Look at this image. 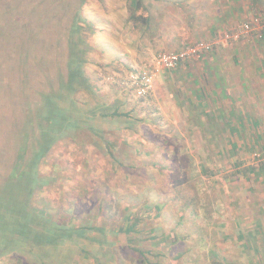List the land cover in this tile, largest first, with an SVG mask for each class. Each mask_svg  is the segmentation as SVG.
I'll list each match as a JSON object with an SVG mask.
<instances>
[{
	"label": "rangeland",
	"instance_id": "obj_1",
	"mask_svg": "<svg viewBox=\"0 0 264 264\" xmlns=\"http://www.w3.org/2000/svg\"><path fill=\"white\" fill-rule=\"evenodd\" d=\"M136 1L0 0V18L44 35L0 37V264H264V140L176 106L178 68L155 58L187 44L179 5L142 0L141 26ZM69 68L86 79L77 93ZM60 115L69 132L55 139Z\"/></svg>",
	"mask_w": 264,
	"mask_h": 264
},
{
	"label": "crops",
	"instance_id": "obj_2",
	"mask_svg": "<svg viewBox=\"0 0 264 264\" xmlns=\"http://www.w3.org/2000/svg\"><path fill=\"white\" fill-rule=\"evenodd\" d=\"M169 2L179 5L177 23L190 36L187 44L212 39L244 20L264 19V0ZM177 73L180 77L168 82L177 85L178 108L185 100L197 116L208 117L213 124L222 117L228 124L224 130L250 134L253 144L260 146L264 140V39L251 37L225 45ZM241 140L249 139L241 136Z\"/></svg>",
	"mask_w": 264,
	"mask_h": 264
},
{
	"label": "trees",
	"instance_id": "obj_3",
	"mask_svg": "<svg viewBox=\"0 0 264 264\" xmlns=\"http://www.w3.org/2000/svg\"><path fill=\"white\" fill-rule=\"evenodd\" d=\"M26 1L30 2V0H26ZM25 4H27V3L25 2ZM81 8H83V6ZM48 17H50V16L47 13H45V16H44L43 21H42V25L49 23L48 22L49 21ZM129 19L134 24L140 23L141 26L149 24V21H150L149 13H148V10H147L145 4L142 2V0L141 1L137 0L136 2H134V4H132V6L130 8ZM1 29H2V31H1ZM6 29H8L9 31H6ZM16 29L18 30V33H19V30H21V29L24 30L23 35L19 33L18 41H16L17 37H16V35L14 34V31H13V30H16ZM80 29L81 28L79 27V30ZM26 30H27V32H26ZM34 31H36V30L33 29V24L30 23L28 17H21L19 15V16H15V17L11 16L8 20H5V18H3V19L0 18V37L2 35V39H3V34H2V32H3L4 34L10 36L11 38H14L13 42H15V44H22V45L26 44V43L30 44V43H33V41H35L37 37L39 38L41 36L42 37L44 36V35L36 36L34 34ZM62 31H64V29ZM25 32H26L27 35L25 34ZM258 40H262V39H258ZM204 41H206V40H204ZM71 44H72V46H74L73 43H71ZM188 45H191V44H186L183 47L188 46ZM29 46H27V48ZM220 48H218V49H220ZM181 49H179V50H181ZM218 49H215V50H218ZM179 50L177 49L176 51H173V52H177ZM204 58L205 57L203 56V58L201 60H199V61H190V62L189 61H187V62L184 61L177 68L179 69L181 67H189L191 64H198ZM69 67H70V65H69ZM177 68H175V69H177ZM79 79H80V81L78 83V86L85 85L86 79L83 78V71L82 72L79 71V68H73V69L69 68V77H68V82H67V86L69 87V89L74 88L73 87L74 86L73 85L74 81L78 82ZM72 90H74V89H72ZM73 93H77V91L74 90ZM73 102H75V101H73ZM186 102L187 101L184 100L183 104L186 103ZM75 103H77V102H75ZM189 111L192 112L191 109H189ZM60 118L61 119H59L58 121L54 120V123H53L54 129H55V135H54L55 139L59 138V136L65 135V134H67V132H69V128L67 127L68 125H66L67 124L66 121H68V118H66V116L64 117V116H61V115H60ZM205 121H207V119ZM208 121L211 122L210 119H208ZM217 133H219V138H218V143L219 144L223 143L221 145H223L226 148L230 147L231 150L233 148L234 149L238 148V146L236 144L230 143V141L227 139L228 136L225 135V134H227L226 132L224 133L223 131L219 130V132H217ZM228 133H229V135H234L235 132L229 131ZM237 133H238V135L235 138H238V137L241 138V133L240 132H237ZM215 135L216 134H215V131H214L213 133H211L210 137H215ZM212 144L216 145L214 143H212ZM210 146H211V144H210ZM214 147H216V146H214ZM217 147H221V146H217ZM49 149L50 148L48 146H45V145L41 146L40 149H38L37 152H35V154L33 155L32 159H39V157H42L44 155L46 156V154L49 152ZM218 149H219V151H217L216 154L219 153V155L222 154V155L225 156L224 151H227V150H223L222 148H218ZM256 168H258V170L256 169L258 171V173H261L262 175L264 174V172H263L264 171V163L263 164H259ZM260 181H262V179ZM34 208L35 209H34L33 213H35L34 214L35 218H38L40 220L42 218V216L46 217V212H44V210L42 208L36 207L35 205H34ZM84 230H86V229H84Z\"/></svg>",
	"mask_w": 264,
	"mask_h": 264
},
{
	"label": "built area",
	"instance_id": "obj_4",
	"mask_svg": "<svg viewBox=\"0 0 264 264\" xmlns=\"http://www.w3.org/2000/svg\"><path fill=\"white\" fill-rule=\"evenodd\" d=\"M252 35H255L256 39L264 38V23L259 19L242 22L215 38L185 46L177 52L158 54L155 58V65L158 69H175L184 61H199L210 51L228 45L240 38H249ZM141 80L143 81V89L139 92L145 95L151 89V79L148 76H143Z\"/></svg>",
	"mask_w": 264,
	"mask_h": 264
}]
</instances>
